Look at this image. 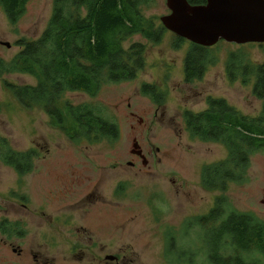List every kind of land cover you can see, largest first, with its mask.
I'll return each instance as SVG.
<instances>
[{
    "label": "rangeland",
    "instance_id": "rangeland-1",
    "mask_svg": "<svg viewBox=\"0 0 264 264\" xmlns=\"http://www.w3.org/2000/svg\"><path fill=\"white\" fill-rule=\"evenodd\" d=\"M143 1V12L155 29L164 28L160 19L170 13L166 0ZM52 9L53 0H30L21 18L11 24L0 6V57L9 61L20 51L18 41L38 39ZM176 38L166 29L159 44L140 35L131 37L126 47L134 43L146 47V66L135 80L105 83L95 97L80 92L64 96L62 107L70 103L103 109L104 116L119 126L116 141H71L51 126L42 107L26 110L5 88L4 81L34 86V78L18 74L0 78V134L13 149H34L38 156L35 170L25 177L0 163V224L7 228L5 233L0 231V264H20L17 254L24 246L30 252L34 249L33 255L38 253V262L48 264H94L95 257V264H105L108 255L118 256L120 264H169L177 257L178 264L184 259L186 264H206L207 233L192 219L207 215L221 196L202 188L203 168L225 160L228 153L220 144L191 139L183 112L203 111L207 100L215 98L225 100L240 114L259 116L262 102L254 97L253 84L229 82L225 63L230 53L243 51L253 63L262 64L264 44L238 46L220 41L211 47L218 63L202 80L188 84L184 61L192 43L185 40L176 50ZM144 84L155 86L164 95V103L155 104L143 95ZM134 140L147 156L146 164L132 156ZM129 162L136 163L135 167L130 168ZM248 174V182L229 184L225 196L234 210L264 222V149L252 156ZM71 183L79 196L72 193L65 204L71 212H65L63 225L60 219L65 216L59 208L66 197L64 189L74 186ZM98 183L102 197L95 205L92 197L83 195ZM91 205L96 210L92 219L84 216ZM93 219L109 225L113 238L108 233L103 238L97 235V251L89 254L87 249L80 250L89 242L86 233L75 229L84 225L81 221ZM20 223L25 241L10 240ZM60 226L69 233L65 237ZM250 258L264 262V256L257 253Z\"/></svg>",
    "mask_w": 264,
    "mask_h": 264
},
{
    "label": "trees",
    "instance_id": "trees-1",
    "mask_svg": "<svg viewBox=\"0 0 264 264\" xmlns=\"http://www.w3.org/2000/svg\"><path fill=\"white\" fill-rule=\"evenodd\" d=\"M30 0H0V6L11 24L25 12ZM199 6L205 0H188ZM143 0H53L52 15L42 35L32 41L17 42L19 53L7 61L0 57V78L27 75L36 80L34 86H20L4 81L5 88L18 103L30 110L42 107L51 126L79 143L103 140L116 141L119 126L106 118L103 109L90 105L63 107L67 93L80 92L95 97L105 83L133 81L146 66L145 45L127 42L140 35L154 44L162 40L165 29H155L142 6ZM185 40L176 38L178 50ZM212 48L190 45L184 61L185 82L203 79L208 69L218 63ZM231 83L253 84V95L262 102L261 114L249 117L240 114L223 99L209 98L200 112H183L185 130L191 139L217 143L225 147V160L207 165L201 174L205 191L220 192L214 207L202 217L192 219L206 235V264H264L251 259L264 256V222L231 206L225 192L229 184L249 180L251 158L264 149V63L256 64L243 51L232 52L225 63ZM141 93L155 104L164 103V95L155 86L144 84ZM37 152L17 151L0 134V163L19 177L35 170ZM18 227V225H16ZM4 224L0 231L6 232ZM179 258L169 261L178 264ZM182 262H179L181 264ZM185 259H184V263Z\"/></svg>",
    "mask_w": 264,
    "mask_h": 264
},
{
    "label": "water",
    "instance_id": "water-1",
    "mask_svg": "<svg viewBox=\"0 0 264 264\" xmlns=\"http://www.w3.org/2000/svg\"><path fill=\"white\" fill-rule=\"evenodd\" d=\"M205 1L195 6L188 0H166L170 13L161 17L162 25L177 37L205 48L220 41L238 46L264 44V0ZM133 147L140 148L136 143Z\"/></svg>",
    "mask_w": 264,
    "mask_h": 264
},
{
    "label": "flooded vegetation",
    "instance_id": "flooded-vegetation-1",
    "mask_svg": "<svg viewBox=\"0 0 264 264\" xmlns=\"http://www.w3.org/2000/svg\"><path fill=\"white\" fill-rule=\"evenodd\" d=\"M140 123H142V121H140ZM137 144L138 145V143H137V141L136 140H134V144ZM139 146V145H138ZM140 147V146H139ZM132 156H135L136 158H138V159H141V160H143V163L144 162H148V160H147V156L146 155H144L143 154V152H142V150H141V148H138V149H134V147H133V150H132ZM135 164L136 163H131V162H129V166H131L130 168H134L135 167ZM115 168V167H114ZM94 184H96V183H94ZM71 185H74L73 183H71ZM85 188V187H84ZM121 188H122V186H121ZM100 189H101V185L98 183L96 186H94V188L93 189H91V191L89 192V193H86L85 195H83V198H90V197H92V199H93V201H94V203H95V205H97L96 204V201H97V198L99 197V199L102 197L101 195H100ZM75 191H77L78 192V189L77 188H75V185L74 186H67V188H65L64 189V193H65V195H66V197L64 196V204H61V207L59 208V210H60V212H62V213H64V215L63 216H65V218H63V217H61V221H60V224H63V225H65V221H66V214L67 213H65V212H71V209H67V206L65 205V204H69V200H71L72 198H73V195H72V193H74L76 196L75 197H78L79 196V194H78V196H77V192H75ZM54 195H55V197L54 198H56V200H58V193L57 192H55L54 193ZM116 195H118V189H117V191H116ZM54 199L52 198V200H50V201H53ZM57 202H60V201H57ZM95 205H91L90 206V209H88V210H86L85 211V214H84V216L85 217H90L91 219L93 218V213H95V209H93V207L95 206ZM52 208H54L53 206H52ZM73 217V216H72ZM90 219V220H91ZM89 220V221H90ZM54 221L52 220L51 221V223H53ZM80 223H84V225H82V224H80L76 229H75V231L77 230V232L78 233H86V234H84L85 235V237H87L88 238V240H89V242H88V244H87V247H84V249H80L81 251H83V250H86L87 249V252H89V254H92V253H95L96 251H97V247H98V245H97V241L95 240L96 238H97V235H100V238L102 237H107V233L110 235V236H108V238L109 239H112L113 238V235H112V233H113V230L111 229V227L109 226V225H107V226H103L102 225V223H97V221L95 220V219H93L91 222H86L85 223V221L83 222V221H81ZM47 225H48V231L51 233V231H50V229H51V227H50V223H48L47 222ZM59 227V226H58ZM61 227V230H60V234H61V236L62 237H65L66 236V234H69V233H67V232H64V230L66 229L64 226H60ZM76 227V226H75ZM19 231L16 233V235L15 236H12V238L10 239V240H12V239H15L16 238V240L17 241H20V242H24L25 241V237H24V232H25V228L23 227V224H19ZM97 229L98 230H100L101 232H100V234L99 233H97ZM69 231V230H68ZM53 234H55V233H53ZM11 237V236H10ZM110 242V241H109ZM28 247L29 246H24L22 249H20L19 250V252H18V254H17V256H18V259H19V262H20V264H48V263H40V262H38V253H37V255H33L32 254V251H33V253H34V249L33 250H31V252L30 251H28ZM102 251V250H101ZM259 253H257V255H258ZM27 255H29L30 257H28ZM28 257V258H27ZM29 259H31L32 260V262L31 263H29L28 262V260ZM119 260H120V258L118 257V256H112V255H108V256H106V263L105 264H120L119 263ZM95 262H96V257H95ZM95 262H94V264H95Z\"/></svg>",
    "mask_w": 264,
    "mask_h": 264
},
{
    "label": "bare ground",
    "instance_id": "bare-ground-1",
    "mask_svg": "<svg viewBox=\"0 0 264 264\" xmlns=\"http://www.w3.org/2000/svg\"><path fill=\"white\" fill-rule=\"evenodd\" d=\"M212 87V86H211Z\"/></svg>",
    "mask_w": 264,
    "mask_h": 264
}]
</instances>
